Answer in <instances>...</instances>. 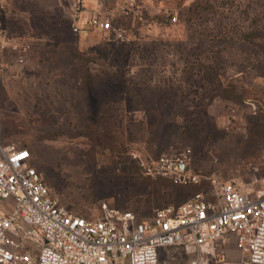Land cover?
Listing matches in <instances>:
<instances>
[{"label": "rangeland", "instance_id": "rangeland-1", "mask_svg": "<svg viewBox=\"0 0 264 264\" xmlns=\"http://www.w3.org/2000/svg\"><path fill=\"white\" fill-rule=\"evenodd\" d=\"M72 4L10 0L8 31L31 53L0 61V138L29 150L59 204L84 217L107 204L150 219L198 187L143 177L133 156L187 149L192 170L264 195V115L243 104L264 94V0H186L176 22L171 10L147 15L128 44L75 34ZM13 207L0 200L1 212ZM207 258L248 264L234 240ZM193 259L171 247L159 264Z\"/></svg>", "mask_w": 264, "mask_h": 264}, {"label": "built area", "instance_id": "built-area-1", "mask_svg": "<svg viewBox=\"0 0 264 264\" xmlns=\"http://www.w3.org/2000/svg\"><path fill=\"white\" fill-rule=\"evenodd\" d=\"M155 1L116 0L112 13L97 11L86 28L71 15L72 31L79 36L99 31L123 39V29L115 23L144 22L147 15L157 14L152 9ZM9 6L10 0H0V61L12 54L22 64L31 47L9 35L5 26ZM178 7L171 10L173 22ZM243 104L264 115V94L247 97ZM31 159L29 150L0 138V200L14 202L9 212L0 211V264H159V249L173 246L192 252L191 264H208L207 256L229 236H234L248 264H264V195L253 196L238 183L192 170L189 149L165 151L154 159L133 156L147 178L199 188L186 202L158 208L143 220L107 204L95 217L69 212L52 197ZM31 248L38 251L36 256Z\"/></svg>", "mask_w": 264, "mask_h": 264}, {"label": "crops", "instance_id": "crops-1", "mask_svg": "<svg viewBox=\"0 0 264 264\" xmlns=\"http://www.w3.org/2000/svg\"><path fill=\"white\" fill-rule=\"evenodd\" d=\"M71 1L73 2V4L71 6V12L69 14L78 17V24L82 28H86L91 16L97 11L104 13L105 12L112 13L116 2V0H71ZM183 2L184 0H156L152 6V9H155L159 12L169 11L175 9L178 6H181ZM231 240L235 241L234 236H229L224 241H220L218 243H227L230 242ZM173 247H177V246H173ZM167 248H171V247L160 248L158 255L160 256L161 253Z\"/></svg>", "mask_w": 264, "mask_h": 264}, {"label": "trees", "instance_id": "trees-1", "mask_svg": "<svg viewBox=\"0 0 264 264\" xmlns=\"http://www.w3.org/2000/svg\"><path fill=\"white\" fill-rule=\"evenodd\" d=\"M171 18V14L170 15H168V19H170ZM6 20V19H5ZM138 24H140V23H135L132 19H121V20H118L116 23H115V25H118V26H120L122 29H123V34H124V37H123V39H120V40H117V39H115V37H114V35L113 34H110L109 36H108V39L109 40H111V41H114V42H116V43H118V44H128V43H130L131 42V39L129 38V36H130V32L132 33V31L133 32H136L137 30H136V27H135V25H138ZM5 26H6V28H7V30H8V27H7V25H6V21H5ZM131 26H133V27H135V28H132ZM132 28V29H131ZM136 30V31H135ZM9 32V31H8ZM9 35L14 39V40H16L18 43H21V44H28V43H26V42H22V40H20L21 39V37H18V36H14V35H12V34H10L9 33ZM79 52V51H78ZM31 53V48H30V50L26 53V56H25V59L27 58V56L29 55ZM79 54V57L78 58H80V59H78V60H84V59H82L83 57L84 58H90V57H87L86 56V52H83V53H78ZM88 54V53H87ZM138 168V167H137ZM138 171L140 172V170L138 169ZM140 174L142 175V173L140 172ZM143 176V175H142ZM143 177H145V176H143ZM147 178V177H146ZM171 183V182H170ZM173 184V183H172ZM174 185V184H173ZM176 186H178V185H176ZM181 187V186H180ZM198 190H199V188H198ZM198 190H196L195 192H197ZM194 192V193H195ZM187 201V200H186ZM185 201V202H186ZM182 203H184V202H182ZM182 203H180V204H182ZM178 205V204H177ZM124 211H128V210H124Z\"/></svg>", "mask_w": 264, "mask_h": 264}, {"label": "water", "instance_id": "water-1", "mask_svg": "<svg viewBox=\"0 0 264 264\" xmlns=\"http://www.w3.org/2000/svg\"><path fill=\"white\" fill-rule=\"evenodd\" d=\"M181 168H183V167H181Z\"/></svg>", "mask_w": 264, "mask_h": 264}]
</instances>
